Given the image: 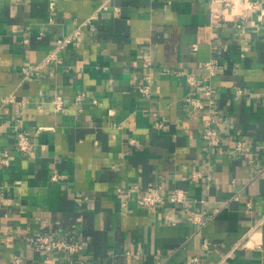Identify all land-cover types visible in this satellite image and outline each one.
<instances>
[{
  "label": "crops",
  "instance_id": "0c3cea01",
  "mask_svg": "<svg viewBox=\"0 0 264 264\" xmlns=\"http://www.w3.org/2000/svg\"><path fill=\"white\" fill-rule=\"evenodd\" d=\"M212 6L0 0V264H264V16L213 24ZM189 72L213 104L186 101L206 100ZM209 110L218 145L203 135ZM22 130L33 154L17 149ZM133 184L161 185L165 202L139 204ZM37 231L85 247L69 259L39 249Z\"/></svg>",
  "mask_w": 264,
  "mask_h": 264
},
{
  "label": "built area",
  "instance_id": "2783aa9c",
  "mask_svg": "<svg viewBox=\"0 0 264 264\" xmlns=\"http://www.w3.org/2000/svg\"><path fill=\"white\" fill-rule=\"evenodd\" d=\"M222 3V8L217 7L214 5L215 3ZM213 6L211 7V17H212V23L213 24H220L225 19L228 20H234L237 26L243 25L244 21L248 17L249 12H258L260 17L262 18L264 16V6L262 0H212ZM55 2L52 1L51 5L54 6ZM78 33H80V29H77L73 34L71 35H63L57 39V42L55 43V46L53 49L49 52L48 57L46 58L47 61H52L59 59L60 52L63 51V49L66 47L68 42L71 41L73 37H75ZM41 65L37 66H28L27 69H25V73L32 74L34 72V69L37 67H40ZM216 69V62L215 60L211 59L206 61L205 63V70L208 72V77L213 74V72ZM187 79L193 82H197L202 85L203 93L206 96V100L202 99L201 97L193 96V95H187L186 101L195 108H203L206 104H213L215 101L214 98V89L213 85L210 81H203L200 77H198L196 74L189 72L187 74ZM146 89V88H145ZM147 90V89H146ZM82 95H79L77 98L80 99ZM8 100H14V98L10 99H4V101ZM53 103L56 110L63 109L64 106V100L61 95H56L53 98ZM5 121L0 115V127L3 126ZM216 123V114L209 110L207 115L205 116V126L203 135L205 139L213 144L218 145L221 142V136L219 134L218 129L215 126ZM44 128L43 126H38L37 130H41ZM245 140H240L237 143V148L243 149L245 145ZM16 146L17 149L21 152L33 154L34 147L33 142L30 138V131L28 130H22L20 135L16 139ZM3 160H8V152L4 151L2 153ZM264 165V164H263ZM53 178H57L58 174L53 173ZM161 185H150L146 188H140L138 184L131 185V190H134L137 192V200L139 204L155 207L161 203H164L166 200L167 195L163 194L160 191ZM174 198L177 201H181L185 199L187 196L186 193H184L182 190L177 189L174 193ZM246 204L251 207L252 201L248 200L246 201ZM188 214L192 217V219L195 222L204 223L208 218H210L211 214H209L205 210H198L196 208H188ZM35 244L39 249H51L56 252H64L69 259L72 258V256L83 250L85 247V243L81 240H69L60 236H55L49 233H44L42 231H37L35 233L34 237ZM18 261V258L16 259ZM71 261V260H70Z\"/></svg>",
  "mask_w": 264,
  "mask_h": 264
}]
</instances>
